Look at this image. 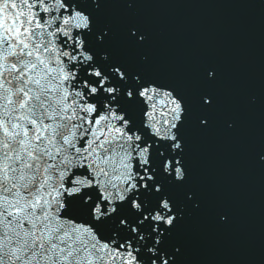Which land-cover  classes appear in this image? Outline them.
Returning a JSON list of instances; mask_svg holds the SVG:
<instances>
[{"label":"snow or ice","instance_id":"snow-or-ice-1","mask_svg":"<svg viewBox=\"0 0 264 264\" xmlns=\"http://www.w3.org/2000/svg\"><path fill=\"white\" fill-rule=\"evenodd\" d=\"M152 6L0 0V264H215L190 225L234 208L196 175L264 177V59L191 58ZM234 248L264 264V238Z\"/></svg>","mask_w":264,"mask_h":264},{"label":"water","instance_id":"water-1","mask_svg":"<svg viewBox=\"0 0 264 264\" xmlns=\"http://www.w3.org/2000/svg\"><path fill=\"white\" fill-rule=\"evenodd\" d=\"M189 230L202 242L203 252L215 264H226L237 255L234 248L237 238L227 226L218 224L214 216L198 217Z\"/></svg>","mask_w":264,"mask_h":264}]
</instances>
